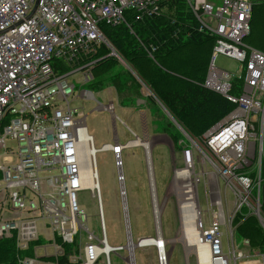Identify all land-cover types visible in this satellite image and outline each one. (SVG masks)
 I'll list each match as a JSON object with an SVG mask.
<instances>
[{
	"label": "built area",
	"instance_id": "2783aa9c",
	"mask_svg": "<svg viewBox=\"0 0 264 264\" xmlns=\"http://www.w3.org/2000/svg\"><path fill=\"white\" fill-rule=\"evenodd\" d=\"M161 1L0 0V124L4 121L0 133V148L4 149L0 162V239L14 235L19 251L39 238L46 240L33 247L32 255L18 257V264H58L51 258L62 254V245L54 239L70 244L81 230L86 234L82 255L77 260L68 259L69 263L95 264L101 255L107 262L99 186L91 192L99 204L101 237L88 230L86 213L78 200L84 187L77 142L85 122L69 105L74 84L66 77L84 69V79H90L86 71L93 61L79 65L80 59L93 54L101 43L110 47L111 55H117L101 30L102 24L125 21L128 10L137 17L155 14ZM256 1L185 0L199 29L215 36L202 86L234 107L200 136V143L188 137L183 168L190 177L192 147L202 153L214 172L228 179L237 196L232 216L244 205L260 216L259 203L251 201L248 183L239 174L262 152L264 52L243 42ZM217 53L240 62L238 72L216 67ZM57 61L69 70L55 69ZM83 96L91 97L86 91ZM106 105L105 109L113 110L112 104ZM7 139L15 141V149L5 144ZM127 145L116 139L100 150L111 151L120 168ZM55 169L57 173L51 174ZM119 171L117 180L121 182L124 176ZM225 219L221 199L210 204L206 218L197 208L198 243L208 247L212 261L230 264L233 260L237 264L246 255L233 247L230 254L224 252L220 227Z\"/></svg>",
	"mask_w": 264,
	"mask_h": 264
},
{
	"label": "rangeland",
	"instance_id": "374dc122",
	"mask_svg": "<svg viewBox=\"0 0 264 264\" xmlns=\"http://www.w3.org/2000/svg\"><path fill=\"white\" fill-rule=\"evenodd\" d=\"M116 54L113 56L116 57L118 64L129 69L130 66L125 59L117 52ZM214 64L216 67L232 73L238 72L240 66V62L222 53L216 54ZM83 70L72 72L66 77L68 83L74 84L73 95L69 97V105L76 108L83 116L87 133L92 137L95 150L103 144L113 143L115 136L121 144H128L122 150V166L120 168L116 167L115 157L109 150H97L94 156L106 239L109 245L122 247L120 250L109 253V264H130L131 261L134 264H160L159 254L155 246H133L132 255L131 250L126 248L129 240L135 244L140 238L156 236L152 200L154 193L150 184H154L158 226L163 240L166 241L167 264H198V257L191 248L189 249L185 245L181 231L179 197L182 198V204L185 201L179 194L187 183L192 186V194L197 208L202 211L204 218L208 215L210 204L217 199L222 200L226 218L220 227L224 252L230 254L233 247L235 250L244 253L246 256L243 259H238L237 264L251 260H256V263L253 262V264H264V254L260 253L256 246L249 244L247 239L239 238L236 235L232 211L237 196L230 188L228 179L217 175L202 153L192 147L193 164L190 169V177L184 179L176 177L175 171L184 167L183 149L185 141L179 140L181 146H178L174 137L179 132L185 137L184 140H187L186 143H189L188 137L194 141H199L200 137L192 136L183 130L161 104L146 105L145 102L135 105L138 100L144 97L143 92V95L139 96L137 101L133 103L121 102L123 95L115 94L114 88L111 86L102 90H90L87 82L92 76L97 77L98 75L95 70H92L91 78L84 79ZM87 70L86 72L89 73V67ZM134 75L141 81L140 77L135 73ZM84 91L91 97L83 96ZM109 101H112L113 104L112 111L105 109L107 106L105 104ZM133 140H138L139 143L136 145L129 144ZM5 144L11 149L16 147V143L12 139H7ZM3 151L4 149L0 148V162ZM147 156H149L150 163L148 166L152 169V177L150 174L148 175ZM261 159L262 152L259 157L251 158L252 162L239 172L240 176L246 179L248 183L247 189L250 192L251 201L257 203L256 198H259L260 195V201L258 200L259 211L260 203L264 202L262 195L264 192L259 185L261 182V178H259ZM118 170H121L124 176V180L121 182L117 180ZM50 173L56 174L57 169ZM78 200L86 213L84 223L88 230L93 232L95 236L101 237L102 222L98 216L97 200L92 196L91 189L85 188L80 191ZM123 201L126 205L125 211ZM244 207L250 215L255 216L264 230V213L260 211L261 223L259 216L253 213L254 211L249 205H244ZM128 232L130 236H128ZM85 237V232L79 231L70 243V250L66 251L62 246V254L66 252L69 260H77L82 255ZM44 241L46 242L44 238L43 240L40 238L36 244L45 243ZM245 241L247 242L245 243ZM48 252L53 253L51 249H48ZM37 253L39 254L40 250H37ZM95 264H106L104 256L101 255ZM230 264H234L233 260H230Z\"/></svg>",
	"mask_w": 264,
	"mask_h": 264
},
{
	"label": "trees",
	"instance_id": "16d2710c",
	"mask_svg": "<svg viewBox=\"0 0 264 264\" xmlns=\"http://www.w3.org/2000/svg\"><path fill=\"white\" fill-rule=\"evenodd\" d=\"M124 20L116 25L102 24L101 30L130 67L125 69L119 65L116 57L110 54V47L101 43L93 54L80 59L79 65L93 61L89 66L90 74L92 76L91 71L95 70L98 75L87 82L90 90L111 86L118 95H123L122 102L133 103L142 92L146 93L143 97L146 105L161 104L183 130L199 137L234 107L223 96L202 86L215 36L199 29L185 0H162L157 13L143 17L128 10ZM243 42L264 52V0L252 5L249 33ZM57 63H53L55 69L69 70L59 61ZM3 125L4 121L0 124V133ZM180 135L178 132L174 137L175 142L181 146L179 140L185 141L186 146L187 140ZM259 178L264 192V126ZM260 211L264 213V202L260 203ZM233 225L239 238L247 239L264 254V230L246 207L242 206L234 215ZM55 239L64 250H70L69 243L61 242L59 237ZM39 240L19 251L14 235L0 239V264H18V257L32 255ZM51 259L58 264H70L66 252Z\"/></svg>",
	"mask_w": 264,
	"mask_h": 264
},
{
	"label": "bare ground",
	"instance_id": "6f19581e",
	"mask_svg": "<svg viewBox=\"0 0 264 264\" xmlns=\"http://www.w3.org/2000/svg\"><path fill=\"white\" fill-rule=\"evenodd\" d=\"M138 140L130 141L129 144H138ZM146 147V146H145ZM77 149H78V158L79 162L81 164V176H83L82 185L87 189H91L98 185L97 180V174H96V164L94 161L95 156V148L93 147V142L91 136L87 133V130L83 124H81V129L79 131V141L77 142ZM146 147V151H147ZM94 154V156H93ZM149 154V153H148ZM150 163V162H149ZM151 169V168H150ZM152 169L150 170V176L152 177ZM176 177L180 178H188L189 171L185 168H180L175 171ZM93 182V185H92ZM154 183V182H153ZM91 184V188L89 185ZM151 190L153 191V205H154V217H155V223H156V236L154 237H145L140 238L141 244L147 243L152 241V239H155L156 242H158V247L155 246L157 249V252L159 254V262L160 264H167V255L165 253V242L161 238L160 229L158 226V217L156 213V201H155V190H154V184H151ZM192 186L191 184L187 183L183 186V188L180 190V195H182L183 200L185 201L182 204V198L179 197V209H180V218H181V231L183 232L182 238L185 242V245L196 254L198 257V264H219L216 261H212L208 255V247L204 244L198 243L199 233L197 229V204L194 198V195L192 194ZM100 192V190H99ZM181 201V202H180ZM182 205V207H181ZM99 206V204H98ZM101 206V203H100ZM183 208V211H182ZM102 209V208H101ZM102 217L103 212L101 211ZM103 219V218H102ZM104 220V219H103ZM104 224V222H103ZM105 229V228H104ZM182 240V241H183ZM131 241V240H130ZM128 241V242H130ZM138 241V242H139ZM137 244V242L135 243ZM133 242L127 243L128 248L131 250L133 245H135ZM109 245V244H108ZM126 245V248H127ZM111 246V245H109ZM142 246V245H141ZM105 249V248H104ZM196 257V258H197Z\"/></svg>",
	"mask_w": 264,
	"mask_h": 264
},
{
	"label": "water",
	"instance_id": "95a60500",
	"mask_svg": "<svg viewBox=\"0 0 264 264\" xmlns=\"http://www.w3.org/2000/svg\"><path fill=\"white\" fill-rule=\"evenodd\" d=\"M146 163H147V169H148V175L150 174V166H148L149 165V156H147L146 157ZM120 172V171H119ZM149 178H150V176H149ZM150 180V179H149ZM150 186H151V184H150ZM256 200H257V202H258V200H259V198L257 197L256 198ZM259 203V202H258ZM123 209H124V211L126 210V205H125V202L123 201ZM125 213V212H124ZM126 215V214H125ZM127 221V220H126ZM259 221L262 223V221H261V218H260V216H259ZM128 236H130L129 235V232H128ZM162 237V236H161ZM164 242L166 243V241L164 240ZM104 245H105V253H106V257H107V262H106V264H109V252L110 251H114V248L113 247H110L108 244H107V241H106V239H104ZM141 245H148V246H156V247H158V242H156L155 241V239H152V241H150V242H147V243H144V244H141V242H138L137 244H135L134 245V247L135 246H138V247H140ZM132 251L133 250H131V255H132ZM130 264H134L133 263V261H131L130 262Z\"/></svg>",
	"mask_w": 264,
	"mask_h": 264
},
{
	"label": "crops",
	"instance_id": "0c3cea01",
	"mask_svg": "<svg viewBox=\"0 0 264 264\" xmlns=\"http://www.w3.org/2000/svg\"><path fill=\"white\" fill-rule=\"evenodd\" d=\"M113 91H115V90H113ZM85 92V91H84ZM115 94H117L116 92H115ZM146 94V93H145ZM81 95H82V93H81ZM88 98H90V96H88ZM121 101V100H120ZM136 101H137V99H136ZM135 101V102H136ZM122 102V101H121ZM112 104V101H109L107 104ZM142 103H145V99L144 98H141V100H138L136 103H135V105H140V104H142ZM106 105V104H105ZM112 107H113V104H112ZM115 139H117V137L115 136V138H114V140ZM102 146V145H101ZM94 147V146H93ZM92 185H93V182H92ZM91 186V184L89 185V187ZM91 188V187H90ZM161 233V232H160ZM154 237V236H153ZM162 238V237H161ZM163 239V238H162ZM130 241V240H129ZM132 241H130V242H128V245H129V243H131ZM128 245H127V248H128ZM134 246V245H133ZM133 248V247H132ZM131 248V249H132ZM129 249V248H128ZM130 250V249H129ZM253 262H255L256 263V260H251V261H247V262H244L243 264H253Z\"/></svg>",
	"mask_w": 264,
	"mask_h": 264
}]
</instances>
